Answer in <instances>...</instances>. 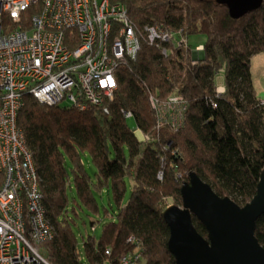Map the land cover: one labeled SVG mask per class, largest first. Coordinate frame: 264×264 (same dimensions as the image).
<instances>
[{
	"label": "trees",
	"instance_id": "trees-1",
	"mask_svg": "<svg viewBox=\"0 0 264 264\" xmlns=\"http://www.w3.org/2000/svg\"><path fill=\"white\" fill-rule=\"evenodd\" d=\"M109 1L126 6L141 37L136 58L118 65L114 98L81 109L50 107L29 94L17 119L55 232L42 244V253L51 264H119L128 255H140L138 264H177L168 251L170 228L163 213L171 202L182 206L180 190L191 172L240 206L257 194L264 172V100L255 88L252 59L264 54V4L234 19L221 0ZM155 25L172 30L178 39L186 36L187 47L150 44L146 27ZM196 35L206 36L197 63L190 45ZM176 95L186 103L182 123L173 128L165 112L159 130L150 99L165 103ZM131 118L144 140L129 127ZM88 153L96 168L94 179L83 164ZM128 178L133 190L124 203ZM103 191L110 192L115 219L104 225L99 240L84 239L80 255L75 219L83 208L99 215L96 194ZM103 211L109 214L108 208ZM193 220L207 236L206 227ZM255 235L264 246V216Z\"/></svg>",
	"mask_w": 264,
	"mask_h": 264
},
{
	"label": "built area",
	"instance_id": "built-area-1",
	"mask_svg": "<svg viewBox=\"0 0 264 264\" xmlns=\"http://www.w3.org/2000/svg\"><path fill=\"white\" fill-rule=\"evenodd\" d=\"M146 31L150 44L187 47L188 38L178 39L172 30L155 25ZM140 47L141 37L123 4L0 0V264H51L42 244L55 237L41 178L17 122L24 96L50 107L63 101L81 109L102 106L115 96L118 65L135 59ZM162 53L167 55L168 49ZM203 53L202 45L193 51L195 63ZM150 103L158 112L159 130L165 112L171 126L180 127L186 105L181 96L165 103L153 97ZM132 257H123L120 264H138L139 255Z\"/></svg>",
	"mask_w": 264,
	"mask_h": 264
},
{
	"label": "water",
	"instance_id": "water-1",
	"mask_svg": "<svg viewBox=\"0 0 264 264\" xmlns=\"http://www.w3.org/2000/svg\"><path fill=\"white\" fill-rule=\"evenodd\" d=\"M234 19L259 10L264 0H221ZM182 206L172 205L163 217L170 228L168 251L177 264H264V246L257 238V221L264 216V172L257 194L245 206L221 197L191 172L184 182ZM193 217L206 227L202 236Z\"/></svg>",
	"mask_w": 264,
	"mask_h": 264
},
{
	"label": "rangeland",
	"instance_id": "rangeland-1",
	"mask_svg": "<svg viewBox=\"0 0 264 264\" xmlns=\"http://www.w3.org/2000/svg\"><path fill=\"white\" fill-rule=\"evenodd\" d=\"M206 42V36L204 35H196L190 37V45L194 49L197 50L199 45H204ZM200 58L196 60L199 61L202 59V55H199ZM252 76L254 77L255 88L257 89V93L260 99L264 100V54L257 55L252 59ZM221 80V79H220ZM219 80V81H220ZM222 91V87H219ZM67 101H63L62 105H67ZM128 125L130 128L136 131L138 137L144 140V136L141 134L140 131L136 128V123L133 118L128 119ZM83 164H85V168L89 175L94 179L96 168L94 163H92L90 154L83 155ZM127 185V192L124 203H127L130 199V195L133 190V184L128 178L126 180ZM73 197H75V190L69 191V198L73 201ZM98 198L99 207L101 208L100 214L95 215L94 213H90L89 210L83 208V210L78 211V218L75 219L77 226H75V232H77V243H78V251L80 255H83L84 252V239L88 237H94L96 239H100L103 233V227L105 224L113 221L115 219L116 208L113 207L112 197L109 191H103L101 194H96ZM172 205V202L170 203ZM113 207V208H111ZM170 207V206H169ZM108 208L109 214H106L103 209ZM96 221L95 230L92 228V222ZM144 264V263H143Z\"/></svg>",
	"mask_w": 264,
	"mask_h": 264
},
{
	"label": "bare ground",
	"instance_id": "bare-ground-1",
	"mask_svg": "<svg viewBox=\"0 0 264 264\" xmlns=\"http://www.w3.org/2000/svg\"><path fill=\"white\" fill-rule=\"evenodd\" d=\"M124 257H125V256H124ZM139 257H140V255H139ZM139 257H137V258L140 259ZM122 258H123V257H122ZM122 258H121V259H122ZM121 259H120V261H121ZM137 261H138V260H137ZM119 264H120V262H119Z\"/></svg>",
	"mask_w": 264,
	"mask_h": 264
},
{
	"label": "clouds",
	"instance_id": "clouds-1",
	"mask_svg": "<svg viewBox=\"0 0 264 264\" xmlns=\"http://www.w3.org/2000/svg\"><path fill=\"white\" fill-rule=\"evenodd\" d=\"M203 57V56H202ZM170 206H172V205H170Z\"/></svg>",
	"mask_w": 264,
	"mask_h": 264
},
{
	"label": "crops",
	"instance_id": "crops-1",
	"mask_svg": "<svg viewBox=\"0 0 264 264\" xmlns=\"http://www.w3.org/2000/svg\"><path fill=\"white\" fill-rule=\"evenodd\" d=\"M95 230V229H94Z\"/></svg>",
	"mask_w": 264,
	"mask_h": 264
}]
</instances>
